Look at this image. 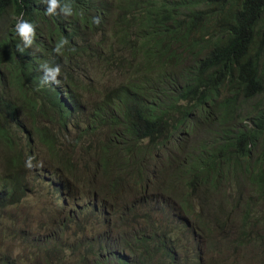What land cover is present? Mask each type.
Wrapping results in <instances>:
<instances>
[{
	"label": "trees",
	"instance_id": "trees-1",
	"mask_svg": "<svg viewBox=\"0 0 264 264\" xmlns=\"http://www.w3.org/2000/svg\"><path fill=\"white\" fill-rule=\"evenodd\" d=\"M70 2L65 17L47 15L44 0H0V180L19 203L43 170L68 197L58 221L71 230L44 247L0 213L10 242L0 264H175L174 214L207 229L214 248L233 234L230 249L259 252L264 264V0ZM21 13L36 25L23 54ZM61 37L69 43L57 55ZM45 62L61 66L59 85L41 84ZM26 138L48 161L25 166ZM76 146L93 161L75 164ZM144 184L156 198L139 196ZM157 203L164 217L150 223Z\"/></svg>",
	"mask_w": 264,
	"mask_h": 264
},
{
	"label": "clouds",
	"instance_id": "clouds-1",
	"mask_svg": "<svg viewBox=\"0 0 264 264\" xmlns=\"http://www.w3.org/2000/svg\"><path fill=\"white\" fill-rule=\"evenodd\" d=\"M44 2L47 5L45 13L49 16L63 15L65 17H68L74 14L73 5L70 2V0H66V2L63 4L61 3V0H44ZM14 20H15L14 32L21 41V43L17 45L16 51L23 54L26 49L31 48L33 44L35 43L36 25L24 19L23 13L19 14L18 16H15ZM93 22L98 24L99 23L98 18H94ZM68 43L69 41L66 37H61L55 43L53 47V52L56 53L57 55H63V49L68 45ZM40 71L42 73V76H41L42 85H45V84L59 85L60 83L59 77L61 75V66L59 64L52 65V64H49L48 62H45L40 65ZM61 134H65V132L62 131ZM69 134H77V133L75 132L74 129H72ZM64 139L71 140V138L68 135ZM27 140L28 138L23 140L22 142L23 147H21L25 151L23 153L25 157H29L28 160L26 161L25 166L27 168H33L34 165L32 164V160L36 161L37 163L39 161L40 162L48 161V160L44 161L45 154L42 157V160H40L38 156L34 153H33V156H35L36 159L32 158L30 154V149H32L34 142L31 145H28L29 142H27ZM27 148H28V151L25 150ZM45 153H46V150H45ZM89 157H91V155ZM23 160L25 161V159ZM89 162H92V161L89 160ZM26 167H25V170H26ZM49 167H42V168H45L50 175H53V173L49 171ZM91 169L92 167L90 168V170ZM85 171L86 170L83 168L80 171V173L85 174ZM43 173H44L43 170L38 171V173L36 174L34 178L33 187L19 203H16V202L11 203L12 201H14V197L9 198V192L11 191L9 187L3 182H1L0 180V202H1L0 211L2 210L0 213H3V212L10 213L12 217H16L20 221H24L23 223H29L31 225L32 230L30 233H25V234L29 235L28 238L37 237L39 244H41L44 247H47L59 241H65V240L68 241V239H70L71 237V230L65 224L58 221L61 217H64L66 215V205H67L68 197L61 189V183L59 182L53 183L50 180L47 181V180L41 179L40 175ZM2 174H3V171H1V168H0V176H2ZM26 187H27L26 184L21 185L22 189H25ZM88 189L87 191L89 192L90 190ZM145 189H147V187L144 184L141 190H139L140 197L146 196L145 191H144ZM46 193L50 195V199L46 198ZM30 196L35 197L37 201H41L43 205V207L38 212L34 213L35 220L33 224H31L29 221L31 214L24 215L19 212V206L24 201H26V199ZM154 198L156 197L154 196L153 199ZM158 199L161 203L163 202L162 198H158ZM74 201L77 202V198H74ZM8 206L10 207L3 210L5 207H8ZM75 211H76V208L72 212H70L69 215H73ZM107 218L110 219L108 215H107ZM51 219L54 220L53 223L51 222ZM156 222H159L157 221V217H156ZM170 222L167 225L170 226ZM178 224L184 225L187 229L191 228L193 251H192L191 257L188 260L180 261L177 257V248L173 247V249H175V252H176L175 264H212L213 256H210V255L214 247L208 244L207 240L203 238V236L198 230V229H205V228L203 226L195 228L193 227V223L189 221H187L186 223H181L177 221L176 225ZM113 225H114L113 222L110 221V223L107 224V227L103 229V231L107 234L108 232H113L114 231ZM167 225L165 224L164 227H167ZM144 231L146 232L145 229ZM232 238H233V234L228 237H224V239L220 241V245L218 247L223 248L225 250L230 249L232 247ZM208 248L210 249V252L206 253L205 251Z\"/></svg>",
	"mask_w": 264,
	"mask_h": 264
},
{
	"label": "rangeland",
	"instance_id": "rangeland-1",
	"mask_svg": "<svg viewBox=\"0 0 264 264\" xmlns=\"http://www.w3.org/2000/svg\"><path fill=\"white\" fill-rule=\"evenodd\" d=\"M81 146V145H80ZM83 146V145H82ZM84 147V146H83ZM22 152L24 153V149L21 148ZM28 151V148L25 149ZM32 151L38 154V158L40 160H42V157L45 154V150L44 148L38 144V141L33 143V147H32ZM84 151L81 149V147H74L73 149H71L68 153L70 158H73L75 161V164L77 163L76 160H78L81 156V158H86V160H90L93 161V157L94 154L92 153L91 157H88L87 154L83 153ZM2 153H0V157H2ZM77 170L80 173V166H77ZM73 187V186H72ZM73 189L75 190V188L73 187ZM76 191V190H75ZM145 191V195L148 198L153 199V193L151 192V188H147L144 190ZM88 192V191H87ZM46 198L50 199V195L48 193H46ZM89 196L87 194H83L81 196L82 200H86L88 199ZM218 199H220L218 197ZM221 200V199H220ZM229 201L232 202L233 200L230 198L229 196ZM83 203V201L81 202ZM80 203V204H81ZM162 204L165 205V202L163 200ZM170 205H172L174 207V205L172 203H169ZM242 205V203H241ZM166 206V205H165ZM168 206V203H167ZM261 207H263V203L260 205ZM43 207L41 201H37L35 197L30 196L26 199V201H24L20 206H19V212L24 214V215H29L31 214L29 221L31 224L34 223L35 220V212H38L41 208ZM151 208L153 210H155L154 212H152V217L150 218V223L151 222H156V217H157V221H160L163 219L164 215L160 212H158L159 208H160V204H153L151 205ZM238 211L239 208L237 207ZM167 212V209H164ZM176 214H179L180 212H178V210L175 212ZM167 214H170L169 212ZM179 216H173V219L170 222V227L172 228L169 237L166 238L167 240H169L170 242L173 243L172 247H176L177 248V257L180 261H184V260H188L191 255H192V251H193V242H192V232H191V228L187 229L184 225L182 224H178L176 225L177 221L176 219ZM233 218V217H231ZM187 221L193 223V219L192 218H185L183 217L180 222L181 223H186ZM143 223H142V227H143ZM14 230L19 233L21 231H24L25 233H30L32 228L31 225L29 223H19L17 225H15ZM152 227H148L146 228V232L150 231V229H152ZM199 232L201 233V235L204 238V234L206 233L207 229H198ZM90 230L87 231V233H89ZM14 239L12 240V243L15 245V247L13 248L15 254L19 253L21 250V246H20V242L18 241L20 235L16 234L14 235ZM159 238V237H158ZM158 238L154 239V243L158 241ZM221 239V238H220ZM10 242L9 240H3L0 237V253H4V254H9L10 253ZM206 253L210 252V249H206L205 251ZM125 254H128V252L126 250H124ZM13 254V256L15 255ZM21 253L17 254L16 256L21 255ZM259 252L256 251H246V250H234V249H228L225 250L223 248H214L212 250V253L210 256H213V263L212 264H261L259 262V260L261 259L259 256ZM254 259V260H253Z\"/></svg>",
	"mask_w": 264,
	"mask_h": 264
}]
</instances>
